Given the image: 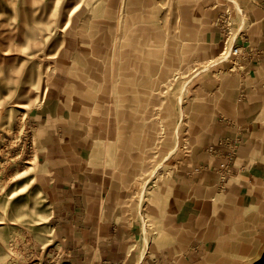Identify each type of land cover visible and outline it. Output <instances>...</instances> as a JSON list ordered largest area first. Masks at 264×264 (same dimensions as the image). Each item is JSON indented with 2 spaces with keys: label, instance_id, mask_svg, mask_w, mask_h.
<instances>
[{
  "label": "rangeland",
  "instance_id": "1",
  "mask_svg": "<svg viewBox=\"0 0 264 264\" xmlns=\"http://www.w3.org/2000/svg\"><path fill=\"white\" fill-rule=\"evenodd\" d=\"M260 5L264 0H211L204 8L199 0H0V264L57 263L49 227L55 185L38 161L27 116L52 85L54 67H67L73 87L51 90L87 113L88 129L118 128L119 140L128 135L134 146L126 207L145 215L133 251L139 261L148 249L141 255L144 231L150 244L158 232L165 238L175 157L187 158L200 142L207 113L222 116L226 102L234 106L246 94L241 76L264 49L241 31L251 33ZM261 12L256 25L264 30ZM221 14L229 22L224 35ZM236 46L238 56L231 54ZM239 138L223 136L217 145L236 152ZM260 250L244 264H264Z\"/></svg>",
  "mask_w": 264,
  "mask_h": 264
},
{
  "label": "crops",
  "instance_id": "2",
  "mask_svg": "<svg viewBox=\"0 0 264 264\" xmlns=\"http://www.w3.org/2000/svg\"><path fill=\"white\" fill-rule=\"evenodd\" d=\"M199 1L201 8L211 2ZM257 10L251 33L241 34L264 49V30L256 25L263 6ZM66 74L67 67H54L52 85L27 115L36 126L38 161L55 185L49 227L56 264H244L264 248V54L241 76L244 97L234 106L226 102L222 116L207 113L200 142L191 144L187 158L175 157L177 168L167 179L175 203L167 206L160 229L165 238L150 234L153 243L139 261L133 251L145 215L126 207L134 146L126 144L128 135L119 140L118 128L88 129L87 113L51 90L73 87ZM76 105L87 109L83 99ZM223 136L242 142L219 187L214 171L227 152L217 145ZM209 146L219 148L220 156L210 154Z\"/></svg>",
  "mask_w": 264,
  "mask_h": 264
},
{
  "label": "built area",
  "instance_id": "3",
  "mask_svg": "<svg viewBox=\"0 0 264 264\" xmlns=\"http://www.w3.org/2000/svg\"><path fill=\"white\" fill-rule=\"evenodd\" d=\"M228 19L225 17V14H221L217 20L216 23L220 28L221 33H225L226 31H228L229 28V22L227 21ZM224 35V34H223ZM241 52V48L240 47H233V49L231 50V54L238 56V54H240ZM26 144H27V148L28 150L32 149V144L30 139H26ZM228 148L230 149L229 152H227L228 154L224 155V159L225 162L221 163L218 170H217V175H218V182H224L225 178L228 176L229 171H230V166H232L233 161H234V155H235V146H228ZM100 264H112V262L108 261V260H103L101 261Z\"/></svg>",
  "mask_w": 264,
  "mask_h": 264
},
{
  "label": "bare ground",
  "instance_id": "4",
  "mask_svg": "<svg viewBox=\"0 0 264 264\" xmlns=\"http://www.w3.org/2000/svg\"><path fill=\"white\" fill-rule=\"evenodd\" d=\"M238 12H239V11H238ZM240 22H241V23L243 22L242 19H241V17H240ZM241 26H242V24H240V27H241ZM225 58H226V57H223L222 59H225ZM210 154L220 156V155H218V154L215 153V152H210ZM225 154H228V153H225ZM223 155H224V154H223ZM235 155H236V152H235ZM235 155H234V157H235ZM221 156H222V155H221ZM225 160H226V159H223V158H222V161L219 163V166H220L221 163L225 162ZM233 162H234V161H233ZM219 166H218V167L215 169V171H214V172L216 173L217 178H218L217 170H218ZM230 170H231V166H230ZM230 172H231V171H229V174H230ZM229 174H228V176H229ZM228 176H227V177H228ZM227 177L225 178V180L227 179ZM217 183H218V186L221 187V186L223 185L224 182H217ZM168 198H169V196H164V197H163V199H164V205H166ZM161 236L165 237V235H164L163 232H161ZM141 244H142V246H141V255H142V254L144 253V251H146V249L148 248V247H146V246H149V244H150V236H149V234H148L146 231H144V233H143V238L141 239Z\"/></svg>",
  "mask_w": 264,
  "mask_h": 264
}]
</instances>
